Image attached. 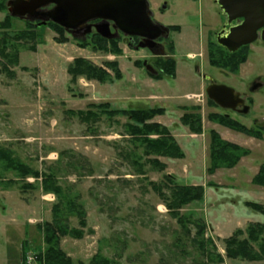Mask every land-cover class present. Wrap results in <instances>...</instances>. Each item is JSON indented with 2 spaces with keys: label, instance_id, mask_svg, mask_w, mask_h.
<instances>
[{
  "label": "rangeland",
  "instance_id": "rangeland-1",
  "mask_svg": "<svg viewBox=\"0 0 264 264\" xmlns=\"http://www.w3.org/2000/svg\"><path fill=\"white\" fill-rule=\"evenodd\" d=\"M147 1L155 23L178 27L161 43L165 57L167 45L173 44L174 79H151L138 63L146 61L157 71L156 58L148 50L130 47L122 35L120 55L93 52L77 45L87 36L75 38L64 30L67 42L60 44L49 23L12 18L6 7L0 11V23L11 18L10 27L0 29V39L4 34L9 39L2 48L8 58L0 54V149L38 173V177L21 176L0 163V264H20L21 253L22 262L27 260L23 264H39L37 256L46 249L43 228L51 222L56 202L54 194L41 189L43 175L49 173L55 174L60 187L78 195L84 206L85 228H79L76 217L65 216L70 228L82 231V238L65 236L59 241L72 264H90L96 255L110 264H211L190 239L183 238L170 215L171 187L166 177L177 185L203 187L201 202H189L177 212L189 218L192 237L196 225H202L203 239L212 243L205 242L207 251L223 259L218 264H264V260H230L224 244L236 230L264 225V216L244 205L264 206V186L252 182L264 162V136L255 139L209 118L226 114L248 129L264 127V43L249 45L246 61L235 74L229 73L208 64L207 43L215 40L223 20L213 0ZM77 58L97 67L116 62L122 78L104 84L84 77L71 81L67 68ZM204 76L249 94L250 111L237 115L209 105ZM256 79L262 86L249 93ZM103 103L111 110L164 109L151 122L168 129L184 157H151L165 166L157 170L145 162L143 148L127 132L128 117L101 115L97 122L85 124L70 114ZM185 114L200 117L201 134L182 124ZM210 131L249 154L233 168L208 173ZM152 184L159 185L165 198ZM244 238L245 234L240 239ZM252 247L257 251L256 244Z\"/></svg>",
  "mask_w": 264,
  "mask_h": 264
},
{
  "label": "trees",
  "instance_id": "trees-1",
  "mask_svg": "<svg viewBox=\"0 0 264 264\" xmlns=\"http://www.w3.org/2000/svg\"><path fill=\"white\" fill-rule=\"evenodd\" d=\"M7 0H0V11L5 10V4ZM10 17H6L5 21L0 23V29H8L10 27ZM29 24V23H28ZM31 25V24H29ZM52 30L58 35L56 41L58 43H66L67 39L64 37L65 31L61 27L49 23ZM170 30H177V26H170ZM119 39L107 40L101 38L96 33L87 35L86 40H79L77 42L80 48H90L93 52L111 53L113 55H120L122 52L118 47ZM0 54L3 58L7 59V55L4 53V47L9 44V39L6 34L2 35L0 39ZM168 55L156 59L155 65L157 69V75L151 76L156 81L164 80L166 78L174 79L176 75V62L173 59V44L172 42L167 45ZM249 53V47L244 46L230 53L227 50L219 47L215 40L207 43V59L210 66L225 70L229 73L235 74L240 65L247 59ZM7 62V61H6ZM142 68V63H138ZM5 69V65H2ZM67 73L71 76V81H75L79 77H84L88 81H96L100 84L112 83L122 78L121 72L118 69L116 62H107L103 67H97L89 61L81 58L74 59L71 65L67 68ZM207 103L211 106H215L211 101L207 100ZM70 114L78 117L79 121L85 124L95 123L99 120L101 115L113 117L116 115L126 116L130 119L131 123L126 126L127 132L132 136L135 143L143 148V156H145L146 163L157 170H163L165 166L161 164L156 158L151 157H165L169 159H181L184 154L178 147L177 143L171 137L168 129L161 124L151 122L154 117L164 114V109H126V110H111L109 104L103 103L99 105H89L88 110L85 112H70ZM209 118L212 121H216L218 124L232 129L234 131L243 133L247 136L254 137L255 139H262L264 136V127L255 126L253 129H248L242 125L239 121L230 118L224 114L210 115ZM182 124L189 128V131L193 134H201V121L198 115L185 114L180 119ZM151 136H156L152 139ZM209 168L208 173H213L217 168L224 167L227 169L233 168L238 164L239 160L243 156H247L249 152L237 145L223 141L220 136L210 131L209 133ZM0 163H3L5 167L15 170L21 176L33 175L38 177V173L24 166L12 155L9 151L0 149ZM139 171V165L132 164ZM166 181L170 184V197L167 200V208L169 209L172 218L176 219L180 226L181 234L183 238L190 239L192 244L197 246V249L201 250L202 254H205L206 260L211 264L222 263L223 259L220 255H214L213 252H209L206 246L210 241L203 239L201 224H197V230L194 237L191 236V232L188 229L189 218L185 219L177 210L189 203V202H201L203 200L204 189L202 186H184L175 184L171 177H166ZM253 184L264 186V162L261 163L257 174L252 179ZM152 188L155 192L165 198V195L161 193L159 185L152 184ZM41 189L45 193H52L56 197V202L52 207L51 222L44 225V242L46 249L44 252L37 256L39 264H72L70 259L59 248V241L65 236L80 239L83 236L81 230L73 229L69 227L68 219L65 216H74L77 218L79 228H85V210L84 206L78 203L79 196L72 195L68 189H63L58 185V181L55 178L54 173L43 175ZM244 205L264 216V206L253 202H244ZM246 235V238L240 239L242 235ZM206 242V244H205ZM225 255L230 260H240L244 262H258L264 260V225L254 224L247 225L245 232L236 230L231 237L224 240ZM252 244H256L257 251L254 250ZM210 248H214L213 246ZM24 255V252H23ZM24 257V256H23ZM25 263V259H23ZM90 264H110L107 260L93 256L90 259Z\"/></svg>",
  "mask_w": 264,
  "mask_h": 264
},
{
  "label": "water",
  "instance_id": "water-1",
  "mask_svg": "<svg viewBox=\"0 0 264 264\" xmlns=\"http://www.w3.org/2000/svg\"><path fill=\"white\" fill-rule=\"evenodd\" d=\"M224 17L222 29L216 34V44L234 53L256 40L264 42V0H213ZM7 14L16 19L37 22L39 25L53 23L73 37L83 30L85 36L94 31L101 38L112 40L120 35L140 38L136 49L152 51L159 38L168 39L170 30L152 20L147 0H8ZM145 70L150 75L157 72L146 61ZM205 88L209 101L222 109L235 110L243 100L233 89L217 85L211 79ZM244 106L241 113L247 114Z\"/></svg>",
  "mask_w": 264,
  "mask_h": 264
},
{
  "label": "flooded vegetation",
  "instance_id": "flooded-vegetation-1",
  "mask_svg": "<svg viewBox=\"0 0 264 264\" xmlns=\"http://www.w3.org/2000/svg\"><path fill=\"white\" fill-rule=\"evenodd\" d=\"M223 23H224V19L222 20V24H221V27H220V29H219V31L222 29V27H223ZM82 33H83V30H81L79 33H77L76 35L78 36V38H85V36H87V35H90V34H87V35H85V36H83L82 35ZM218 33V32H217ZM216 33V34H217ZM216 36V35H215ZM125 40H127V43H128V45L130 46V47H132L133 49H135L136 50V46H137V44L141 41V39L140 38H137V37H133L132 39H130V38H125ZM167 40V39H166ZM165 39H163V38H159L157 41H156V43H157V46L154 48V49H152V51H149L148 49H145V50H148L152 55H153V57L154 58H156V59H158V58H161V57H163L164 56V51H163V45H161V43L163 42V41H166ZM256 41H259V42H261V43H264V42H262L261 40H256ZM210 79V78H209ZM207 85H209V81L207 82ZM207 85H206V87H207ZM261 86H262V84H261V82L259 81V79H256V81L254 82V84L252 85V87L250 88V92L249 93H254V92H256L259 88H261ZM239 94V98L240 99H242L243 100V105L242 106H239V107H237L235 110H230V109H222V108H220V109H222V110H226V111H229V112H232V113H234V114H237V115H246V114H242L241 113V111H242V109H243V107L244 106H246V107H249V111H250V109H251V107H252V105H253V100H252V98L249 96V94H248V96L246 95H243V94H245V93H238ZM219 108V107H218ZM248 111V112H249ZM226 115V114H225ZM226 116H228V115H226ZM257 121H255L254 122V124L255 125H257ZM258 126V125H257Z\"/></svg>",
  "mask_w": 264,
  "mask_h": 264
},
{
  "label": "crops",
  "instance_id": "crops-1",
  "mask_svg": "<svg viewBox=\"0 0 264 264\" xmlns=\"http://www.w3.org/2000/svg\"><path fill=\"white\" fill-rule=\"evenodd\" d=\"M232 140H234V139H232ZM21 257H22V253H21V256H20L19 260H20V264H23Z\"/></svg>",
  "mask_w": 264,
  "mask_h": 264
}]
</instances>
